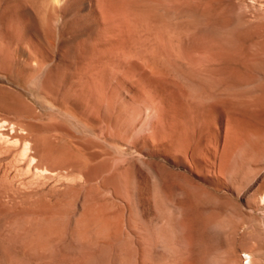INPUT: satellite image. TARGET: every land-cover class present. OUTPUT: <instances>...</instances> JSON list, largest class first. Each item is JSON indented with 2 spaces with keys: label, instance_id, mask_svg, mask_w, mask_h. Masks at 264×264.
<instances>
[{
  "label": "rangeland",
  "instance_id": "1",
  "mask_svg": "<svg viewBox=\"0 0 264 264\" xmlns=\"http://www.w3.org/2000/svg\"><path fill=\"white\" fill-rule=\"evenodd\" d=\"M0 196V264H264V0H0Z\"/></svg>",
  "mask_w": 264,
  "mask_h": 264
},
{
  "label": "bare ground",
  "instance_id": "2",
  "mask_svg": "<svg viewBox=\"0 0 264 264\" xmlns=\"http://www.w3.org/2000/svg\"><path fill=\"white\" fill-rule=\"evenodd\" d=\"M155 1H156V0H155ZM126 2H127V1H126ZM147 5H148V4H147ZM151 7H152V6H151ZM147 8H148V7H147ZM164 9H165V8H164ZM105 10H106V9H105ZM134 10H135V9H134ZM137 10H138V9H137ZM107 15H108V14H107ZM108 18H109V17H108ZM152 28H153V27H152ZM191 95H192V94H191ZM2 133H3V132H2ZM5 134H7V133L4 132V135H5ZM8 136H9V134H8ZM24 136H25V135H24ZM26 137L28 138V135H26ZM23 139H24V137H23ZM25 139H26V138H25ZM25 139H24V140H25ZM1 148H2V147H1ZM31 148H32V147H31ZM2 150H3V149H2ZM33 150H34V149H33ZM4 151H5V148H4ZM24 151H28V150H24ZM34 151H35V150H34ZM1 152H2V151H1ZM7 152H8V150H7ZM11 152H12V151H11ZM22 152H23V151H22ZM32 152H33V151H32ZM2 154H3V153H2ZM36 154H38V153H36ZM38 155H39V154H38ZM35 156H36V155H35ZM39 156H40V155H39ZM39 156H38V158H39ZM12 158H13V157H12ZM30 158H31V156H30ZM31 159H32V160L29 159V160H30L29 162H30V163H33L34 166H35L36 169H37V168H38L37 165H38L39 163L36 165L37 162H36L35 157H34V158H31ZM12 160H13V159H12ZM19 160H20V159H19ZM20 161H21V160H20ZM23 161H24V160H23ZM39 161H40V160H39ZM9 162H10V160H9ZM7 163H8V162H7ZM28 164H29V163H28ZM28 164H27V165H28ZM10 165H11V166H10ZM10 165H9V167L11 168L14 164L12 165V163H11ZM39 165H41V164H39ZM39 165H38V166H39ZM9 167L7 166V168H9ZM16 167H17V166H16ZM40 167H41V166H40ZM62 167H63V166H62ZM10 168H9V169H10ZM13 169H14V167H13ZM40 169H41V168H40ZM10 170H11V169H10ZM24 171H25V170H24ZM48 171H49V170H48ZM9 172H10V171H9ZM29 172H30V171H29ZM15 173H16V171H15ZM39 173H40V172H39ZM4 174H5V173H4ZM16 175H17V173H16ZM16 175H15V177H16ZM28 175H29V173H28ZM1 176H2V175H1ZM12 176L14 177V174H13ZM18 176H19V175H18ZM24 177H25V176H24ZM11 178H12V177H11ZM14 179H15V178H14ZM15 180H16V179H15ZM22 180H23V179H22ZM2 181H3V179H2ZM6 181H7V180H6ZM8 182H9V181H8ZM4 183H5V181H4ZM6 183H7V182H6ZM10 183H11V182H10ZM31 183H32V182H31ZM8 184H9V183H8ZM21 184H22V183H21ZM29 185H30V183H29ZM7 186H8V185H7ZM9 186H10V185H9ZM1 188H3V187H1ZM32 189H33V188H32ZM13 190H15V189H13ZM30 190H31V189H30ZM52 190H53V189H52ZM6 191H7V190H6ZM8 191H9V190H8ZM26 191H27V190H26ZM38 191H39V190H38ZM29 192H30V191H28V193H29ZM32 192H33V191H32ZM8 193H11V192H8ZM13 193H14V192H12L11 194H13ZM18 193H19V192H18ZM26 193H27V192H26ZM26 193L22 192V194H26ZM14 194H15V193H14ZM20 194H21V193H20ZM4 195H5V194H4ZM7 195H8V194H7ZM38 195H39V194H38ZM46 195H48V194H46ZM15 196H16V195H15ZM17 196H18V195H17ZM24 196H25V195H24ZM42 196H43V195H41V197H42ZM44 196H45V195H44ZM0 197H1V196H0ZM6 197H7V196H6ZM20 197H23V196L21 195ZM30 197H32V196H30ZM17 198H19V197H17ZM36 198H39V196L36 197ZM14 199H15V198H14ZM24 199H26V198H24ZM24 199H23V202L26 203ZM41 199H42V198H41ZM38 200H39V199H38ZM40 201H42V200H40ZM27 202H28V201H27ZM6 209H7V208H6ZM7 210H8V209H7ZM3 211H4V210H3ZM7 212H8V211H7ZM9 212H11V211H9ZM0 220H1V219H0ZM16 253H17V252H16ZM26 256H27V255H26Z\"/></svg>",
  "mask_w": 264,
  "mask_h": 264
}]
</instances>
